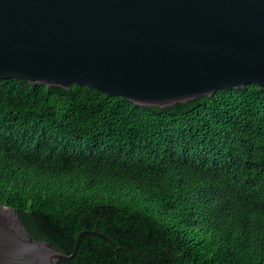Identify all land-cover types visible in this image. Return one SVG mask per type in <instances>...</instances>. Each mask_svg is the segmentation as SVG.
I'll return each mask as SVG.
<instances>
[{
	"label": "trees",
	"instance_id": "1",
	"mask_svg": "<svg viewBox=\"0 0 264 264\" xmlns=\"http://www.w3.org/2000/svg\"><path fill=\"white\" fill-rule=\"evenodd\" d=\"M0 200L58 264H264V88L172 106L0 78Z\"/></svg>",
	"mask_w": 264,
	"mask_h": 264
},
{
	"label": "water",
	"instance_id": "2",
	"mask_svg": "<svg viewBox=\"0 0 264 264\" xmlns=\"http://www.w3.org/2000/svg\"><path fill=\"white\" fill-rule=\"evenodd\" d=\"M0 78L160 107L264 88V0H0ZM80 237L64 253L0 200V264H58Z\"/></svg>",
	"mask_w": 264,
	"mask_h": 264
}]
</instances>
